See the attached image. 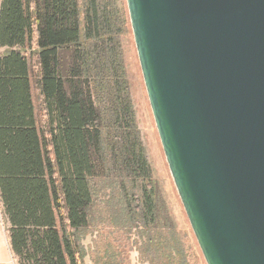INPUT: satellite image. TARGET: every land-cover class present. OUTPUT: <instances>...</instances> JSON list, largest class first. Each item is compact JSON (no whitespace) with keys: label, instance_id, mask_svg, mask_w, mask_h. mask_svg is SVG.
Listing matches in <instances>:
<instances>
[{"label":"trees","instance_id":"trees-1","mask_svg":"<svg viewBox=\"0 0 264 264\" xmlns=\"http://www.w3.org/2000/svg\"><path fill=\"white\" fill-rule=\"evenodd\" d=\"M125 1L0 2V201L18 264H86L99 202L150 264H191L138 124Z\"/></svg>","mask_w":264,"mask_h":264},{"label":"water","instance_id":"water-1","mask_svg":"<svg viewBox=\"0 0 264 264\" xmlns=\"http://www.w3.org/2000/svg\"><path fill=\"white\" fill-rule=\"evenodd\" d=\"M155 125L207 264H264V0H126Z\"/></svg>","mask_w":264,"mask_h":264},{"label":"rangeland","instance_id":"rangeland-1","mask_svg":"<svg viewBox=\"0 0 264 264\" xmlns=\"http://www.w3.org/2000/svg\"><path fill=\"white\" fill-rule=\"evenodd\" d=\"M127 26L128 31L124 35L123 41L126 63L132 85V96L141 135L154 170L155 178L161 184V189L170 211L174 216L178 231L183 236L186 244L187 242L189 244L191 243L193 249V255H191L190 260L191 264H207L192 231L170 173L149 104L133 32L131 26L128 24ZM31 61L33 68L36 69V58L33 57ZM33 89L37 117L38 119H43V103L40 91L36 84H34ZM107 208V204L97 203L98 212H100L101 217L103 215V220L90 228L92 232L84 240L87 252L86 264H150L149 260L151 257H155V254L151 250L148 251L143 249L142 241L136 231L133 230L129 232L113 227L107 220V215L109 213ZM6 228L7 224L3 220L2 207L0 204V229L4 230ZM4 255L5 257L2 258L0 253V264H18L11 248H5ZM165 262L166 261L156 260L154 264H165Z\"/></svg>","mask_w":264,"mask_h":264},{"label":"crops","instance_id":"crops-1","mask_svg":"<svg viewBox=\"0 0 264 264\" xmlns=\"http://www.w3.org/2000/svg\"><path fill=\"white\" fill-rule=\"evenodd\" d=\"M0 2H1V0H0ZM4 50H5L4 47H0V51H1L0 54H2L4 52ZM33 97H34V93H33ZM36 115H37V110H36ZM36 121H37L38 127L42 128L43 127V121L44 120L43 119H38V117H37V119H35V122ZM40 137L42 138V134L41 133H40ZM0 204H1V201H0ZM5 248H10L9 236H8V230H7V228L4 229V230H1L0 229V253L2 255V258L5 257V255H4Z\"/></svg>","mask_w":264,"mask_h":264}]
</instances>
